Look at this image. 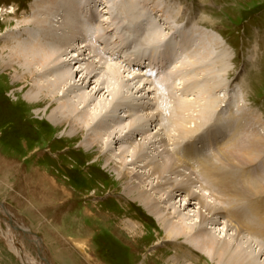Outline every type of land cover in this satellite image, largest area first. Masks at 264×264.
Wrapping results in <instances>:
<instances>
[{"label":"rangeland","instance_id":"1","mask_svg":"<svg viewBox=\"0 0 264 264\" xmlns=\"http://www.w3.org/2000/svg\"><path fill=\"white\" fill-rule=\"evenodd\" d=\"M82 1L95 13L91 15L90 10L86 9L81 16L83 23L77 19L78 25L70 36L86 35L87 40L83 42L90 48L81 51L86 59L79 61L78 65L85 67L93 63L97 65L98 73L94 80L90 82L88 79L82 85L79 82L80 74L77 75L78 87L73 90H67L69 86L59 89L56 97H53L57 102L53 103L51 98L47 102L31 101L25 95H35L37 90L33 85L45 83V79L53 78L56 72L34 77L25 75V69L19 61H12L10 49L18 46L19 41L13 37L21 33H56L59 37L63 31L58 28L44 31L33 22L34 0H0V157L17 165L18 169L15 174H9L8 165L0 164V264H25L8 243H11L8 241L9 234L15 225L19 230L14 228V240L21 250L16 251L34 259L35 264H175L171 257L176 252L192 255L197 264H214L206 254L185 243L184 238L166 241L167 225H161L158 216L150 215L128 195H136V191L129 192V179L119 176L118 170L123 168V171L128 169L131 172L136 166H121L113 160L124 144L116 143L120 140L114 138L115 134L105 135L99 145H95L97 147L88 149L85 145L86 131H79L73 136L68 124L58 126L46 117L47 108L49 114L67 99L83 92L92 93L97 79L105 80L102 86L106 89H101L99 93H105L106 108L100 118H106L108 129L113 127L114 130L117 124L122 123L130 125L132 115L139 114L148 120L145 113H150V120L141 127L146 130L152 127L147 133L151 136L157 130L164 135L169 132V127L171 132L178 134L179 131L174 129L180 123L179 117H183L187 126L193 127H197L201 120H206L200 130L199 127L193 130L198 129L205 139L197 138L199 134L191 131L187 139L179 144L176 142L180 149H191H179L175 154L181 153L179 157L189 159L187 152H191L197 165L213 156L216 165H220L218 174L224 175L232 168L234 175L239 176L241 181L247 180V171L251 176L248 183L252 179L254 183L248 196L243 199L245 203L239 206L240 210L228 213L225 202L217 200L218 209L224 215L238 218L244 228L242 231L247 230L244 234L249 238L246 240L252 243L256 252L260 248L264 252V192H256L258 185L264 188V180L262 182L259 177V172L264 170V156L250 161L243 153L244 147L255 142L254 129L264 133V0H106L109 2L105 4L109 11L105 13V10L101 14L99 9L102 5L96 2L99 0ZM129 14L135 20H128ZM102 19H106L107 23H103ZM48 20L52 21L50 16ZM63 22L67 23L66 19L60 20L59 24ZM69 23L73 24L71 18ZM151 28L152 34L148 32ZM11 39L13 42L8 43ZM165 49H169V52L172 50V58H167L169 52H165ZM194 49L201 53L211 50L212 55L208 57L218 63L215 62L213 68L210 65L197 70L191 65ZM31 50L34 54L40 53L37 48L31 47ZM53 51L54 48L50 49V53ZM68 52L70 55L78 53L71 47ZM131 58L134 63L128 64ZM162 58H165L167 65L153 75L154 67ZM74 65L75 68L71 65L62 67L75 74L69 81H74L78 74L75 71L78 65ZM109 65L116 66L123 78L114 77L108 70ZM35 68L40 69L38 64ZM113 88L121 91L115 99L110 95ZM197 88L200 89L199 93L196 92ZM155 95L156 99H153ZM198 99L199 103L194 101ZM90 101L93 102L92 99ZM99 101L98 96L95 103ZM122 103L126 104L127 109L123 120L113 116L123 112L124 108L120 110L119 106ZM93 106L89 104L85 109L90 111ZM108 106H111V110H107ZM153 112L156 117H153ZM157 119L159 124L155 122ZM98 130L102 129L88 133ZM123 133L130 135L127 128L123 129ZM144 136H136L134 144L144 141ZM194 140L199 146L192 143ZM174 143L168 144L169 150H164L162 142L154 143L151 147L163 159L172 155ZM223 149L227 151L223 152ZM236 149L239 151L231 152ZM229 154L233 161L241 162L238 167L233 168V164L227 168L222 166V161ZM196 163L191 164L195 166ZM142 172L146 178L147 175ZM192 176L195 177V174ZM177 177L180 176L171 173L164 179L166 187L162 188L158 197L154 190L148 191L152 187L150 183H156L155 177L140 184L157 199H161L159 196L164 194V202H161L167 206L161 211L164 216L173 211V203L177 207L182 204V210L186 207L183 194L171 201L166 198V191L171 189L169 187ZM212 177L213 180L217 179ZM232 179L235 182H232L233 185L239 184L237 178ZM194 184L193 190H198L203 195L201 200H205L208 191L201 193L202 188L195 187L198 186L195 181ZM243 184L245 182L238 187L243 188ZM46 188L50 189L49 193ZM45 194L53 196L50 203L45 200ZM201 200L198 199V202ZM195 210L189 207L184 214H195L194 220L199 224L201 219H195ZM6 212L11 213L9 216L14 218L15 225L11 226ZM171 215L175 221L178 220L175 214ZM209 226L218 232L223 228V225H217V229L211 224ZM27 228L43 245L28 234ZM135 228L140 236H133ZM75 237L77 240L74 241ZM41 255L47 259V263Z\"/></svg>","mask_w":264,"mask_h":264},{"label":"bare ground","instance_id":"2","mask_svg":"<svg viewBox=\"0 0 264 264\" xmlns=\"http://www.w3.org/2000/svg\"><path fill=\"white\" fill-rule=\"evenodd\" d=\"M96 2L102 5V8L99 9L100 14L105 10H106L105 13L109 11L105 5V4H108L109 2H107L106 0L105 1L99 0ZM34 6H35L34 7L35 10L32 16L33 22H35V24L39 26L40 29L42 28L44 31H46V30H52V29L56 30L58 28V30L63 31L61 32L63 34L58 37L56 36V33H40V32L39 33H31V32L21 33V35L13 37V39L19 42L16 48L10 49L11 50L10 55H11L12 61H16V60L19 61L20 66L25 69V75L30 74L31 76L34 77L35 75L43 76L47 73L52 74V72L53 73L56 72L55 73L56 75L53 74V78H50V79L46 78L45 83L43 84L35 83L33 85L34 89L37 90V93L35 95H29V94L25 95V98L27 100H31V101L40 100V102L42 101L47 102L48 98H51L53 103H55L57 102V100L55 99L56 101H54L53 97H56V92L59 89L63 88L64 86H69L68 88H66L67 90L70 88H71L70 90H73L74 88L78 87L77 85L79 84H78L77 75L80 74L79 82H81V85H82L83 83H87L88 79L91 82V80L98 73L97 65L93 63L88 64L85 67L79 66L80 65L79 61L86 59L85 54L82 53L81 51L84 48H87V49L90 48L88 44H84L83 42L84 40H87L86 35L79 34L75 36H70L71 35L70 33L73 34V28L78 25L77 19H79L81 23H83L81 16L85 12L86 9L90 10L91 15H94L95 12L92 8L88 6V4L87 5L84 4L82 0H34ZM50 12H52L53 14H51ZM86 13L88 12L86 11ZM49 16L51 17L52 21L48 20ZM70 18H71V21H73L72 25H70L69 23ZM127 18L128 20H131V19L135 20V17L131 16V14H129ZM63 19H66L67 23L63 22V24L60 25L59 22L60 20H63ZM136 19H138V17ZM105 21L107 20L106 19L103 20V23H107ZM139 24H140V21H138L137 25ZM154 27L152 28L157 30V28H154ZM152 28L148 29V32H150V34H152L151 33L153 30ZM24 35H26L25 36L26 38H23ZM12 42H13L12 39L8 41V43H12ZM31 47L37 48L38 50H40V53H36V54L32 53ZM70 47L78 53L70 55V53L68 52ZM52 48H54V51L50 53V49ZM168 50L165 49V52H167ZM87 51L85 53H87ZM210 51L211 50H208V53H201L200 50L194 49V52L192 50L193 61L191 62L192 64L191 63L190 64L193 65L194 67H197V70H199L200 68L204 66H210V65L213 68V66L215 65L214 63L217 61L213 62L212 61L213 59L210 60V57H208L209 55L210 56L212 55V52L210 53ZM172 53L173 52L171 50V52H169V54L167 55L168 57L165 55H162L161 57L172 58L171 55H174ZM86 55L88 56V54ZM165 58H162L158 62V64L154 67L153 75L158 74L162 67L165 68V66L167 65V62H165L166 61ZM216 60H220V59H216ZM96 63H98V61ZM127 63L128 64L134 63L133 58H131L130 62H127ZM37 64L40 67L39 70L42 72H40L38 69L35 68V65ZM74 64L75 65L79 64L78 67H76L77 69H75V71L78 74H76V78L74 81H69L70 79H72V76L75 74H73V72L69 69H62V67L63 66L68 67L69 65L73 67ZM108 68H109L108 70L111 71V74L114 77L123 78L120 70L116 68V66L109 65ZM104 81H105L104 79L102 80L97 79L95 87H94L95 90L94 91L92 90V93L83 94L84 93L83 92L78 96L76 95L73 98L67 99V101H65L64 103L61 102V104L55 109H53L54 111L52 110L51 112H49V114L47 112L49 108L47 109L45 108L46 117L53 124L58 125V126H64L65 124H68L73 136H75L79 131H83V132L86 131L85 134L87 137L85 139L86 141L85 145L87 146L88 149L92 146L97 147L95 145H99V143L103 140L105 135H111V134L112 135L115 134L116 136L114 138L118 137L117 139L120 140V141H116V143H120V144L121 142H123L124 144L130 143L128 146L122 144L121 149L118 148V150L120 149V151L116 154L115 156L116 158H114L113 160L120 163L121 166H124V165L126 167L128 165L136 166L131 172L128 171V169H125V171H123V168H121L120 170H118L119 176L127 177L129 179L127 181L129 192L133 190L136 191V195L132 196L131 193L128 195L131 198H133L135 201L139 202L148 211L150 215L158 216L160 219L159 222L161 223V225L163 226L167 225L165 227L166 237H167L166 241H179L178 240L179 238H184L185 243H187L188 245H191L195 249H198L202 253L206 254L209 257L210 261H212L214 264H264V252L261 251L262 248H260L258 252H256L252 243L246 240V238H249L248 236H245L244 234L245 232H247V230L242 231V229L244 228H242V225L239 224L240 220L238 218L228 216L227 214L224 215V212H221L218 209L219 205L217 204V200L221 201L222 203L224 201L226 204V208L228 209L227 210L228 213L233 212L235 210L236 211L240 210L239 206L242 205L241 203L243 204L245 203L243 202V199H245L248 196L249 191H250L249 189L252 188L253 179L252 181L248 183V181L251 179V176L247 174V171L245 172V175L247 176V180L245 179L246 181H241L239 180L240 178L238 179L239 176L237 177L234 175L235 172L234 170H231L232 168H229L226 174L224 175L223 173H220V172L218 174L217 169L220 165L218 164L216 165L215 159L213 158V156L203 161L200 165H197L196 163L197 160L195 159V157H193V155L191 156V152H187L189 153V156H190L189 159H184L182 158V156L179 157L178 154H181V153H177V155L175 154L176 151L178 152V150L180 149L178 148L179 145L177 146V143L179 144L185 138L187 139L186 136L191 131L193 133L195 132V134L198 133L201 127L206 123V120L205 121L201 120L200 122L197 123V127H199V130L197 129L196 130L197 132H196L193 130H195L194 128H197V127L187 126V124H185V120L183 119V117H179L178 119L180 120L179 121L180 123L174 129V131L176 132L179 131L178 134L175 135L173 131L171 132L172 129H170L169 127V129L167 130L169 132L165 133L164 135L162 132L159 134V131L157 130L155 134L151 136L150 133L149 134L147 133L153 129L152 127H150L148 130L141 127V125L146 126L150 120V116L148 115L150 113L148 114L145 113V115H147L148 117V120H145L139 114L136 116L132 115V119H131L132 123L130 125L125 126L123 125V123L121 125L115 123L117 124V126L116 128L114 127L115 128L114 130L112 129L113 127H111V129H108V126H107L108 124L105 122L106 118H100V114L103 112V109L106 108V104L104 101L105 93L103 92L99 93L101 89L102 91L106 89L105 87L102 86L104 84ZM151 89L152 91L153 89L155 90V88H151ZM200 89L197 88L196 92H198ZM148 90L150 91V88H148ZM120 92L121 91H119V89L113 88L112 93H110V95H112L113 99H115V97H118ZM65 95H63V97ZM98 96H99L100 101L99 103H95L96 97ZM91 99L94 103L90 101ZM153 99H156V95L153 97ZM194 101L199 103V99L194 100ZM89 104L94 105L90 109V111L89 109L88 110L85 109V107H87ZM79 105H82L81 108H79ZM119 106H121L120 110L124 108L123 112H120L121 114L119 115L114 114L113 116L115 118V116L118 115L119 119L123 120V117L127 111V109L125 108L126 104L122 103ZM110 108L111 106H108L107 110H109ZM116 111H117V108L115 112ZM153 117H156L154 112H153ZM172 118L173 116L170 117L171 120ZM157 121L159 120L157 119L155 122L157 123ZM259 122L261 123V126H263L260 119H259ZM124 128L129 129V132H130L129 136L124 135L123 133ZM97 129H102V130L101 131L98 130L91 134L88 133L92 130H97ZM139 129H140V132L138 131ZM263 130H264V127H263ZM106 131L110 133L106 134ZM198 134L199 135H196L197 138H204L200 133ZM139 135L141 136L146 135L142 137L144 141L142 142L140 141L134 144V142L137 140L136 136H139ZM253 137H254L255 142H251V144H248L246 147H244L245 151L243 152L246 155V158L250 161H253V159L255 158H262L264 156V133H262L261 131H257V129H254ZM146 140L148 141L145 142ZM157 142H162L161 146L165 145L164 150L166 149L169 150L168 144H173L175 142L174 148H172V151H171L172 155L169 154L170 157L167 156L168 158L162 159L161 154H156L155 152H157V150L152 149L151 145ZM192 143H196L197 146H199V143H197L195 140L192 141ZM104 144L106 145V147H109L108 144L106 143ZM192 146L194 147V145ZM241 147L243 148V146ZM221 148L222 147H220V149ZM190 149L191 147L190 148L183 147V149H180V150L189 151ZM220 149H218V151ZM226 151L227 149H223V152H226ZM238 151L239 149H236L231 152H238ZM174 155H176L177 157H175ZM128 157H130V159ZM190 162L194 164L196 163V165L194 166V164L192 165ZM240 163L241 162L233 161L231 154H229L225 158V161L224 162L222 161V166H225V168H227V167H231V165L233 164L232 167L234 168V167H238L237 165L238 164L240 165ZM0 164H5V166L8 165L7 167L9 170V174H15L16 171L18 170L17 165L13 163H9L8 160L3 159L1 157H0ZM138 168L141 169V171L138 170ZM142 171H144L145 174L147 175L146 178L143 176ZM198 171H200V173ZM171 173H174L175 175H179L180 177L175 178L176 180L173 181V185L169 187L171 189L166 191V194H167L166 198L171 201L177 198L178 196L181 197L183 194L184 195L183 199H184V203L186 204V207L182 210L180 208L182 204L180 205V207H177L176 204L173 203L172 204L173 211L167 213V215L164 216L162 215V212H161L162 208L167 209V206L165 207L163 206V204H161V202L162 203L164 202V199H163L164 194L163 195L161 194L159 196V198L161 199H157L153 197V193L152 194L148 193V191L151 192L152 190H154V194H156L155 196L158 197L157 196L158 193L160 191H163L162 189L163 187H166L164 185L165 184L164 179H167L169 175H171ZM192 174H195V177L192 176ZM132 175L134 176L131 177ZM240 175L242 176L244 174L240 173ZM212 176L217 177V179L213 180ZM135 177L137 178V180L135 179ZM153 177H155L156 183L151 182L150 184L152 185V187L148 191L147 189H145L144 187L140 185V184L148 182V179L153 178ZM234 177L237 178V181L239 182V184H241L242 182H245V184H243L244 186H242L243 188H239L238 187L239 184L233 185L232 182L234 181L232 178ZM259 177L261 181L263 182L264 170H261V172H259ZM193 180L195 181V183H198V186H195V187L202 188L201 193L203 192L206 193V191H208L206 193L207 196L205 200H201L200 197L203 195H200V192H198V190L196 191L193 190L192 188L193 186L192 184H194ZM194 185H197V184H194ZM219 187L223 189H220ZM225 189H228L229 192L226 191ZM263 189L264 188L261 185H258L256 192L258 194H262L264 192ZM46 190L49 193L50 189L46 188ZM175 193H179V194L175 195ZM44 198L45 200H48V202L50 203L51 202L50 198H53V196H50L49 194H45ZM208 198H211L215 201L211 203V201L213 200L210 201ZM198 199L201 201L198 202ZM195 200L197 201L194 202ZM189 207L196 209L195 219H198V218L201 219L199 220V224H197V220H194L195 214H187V213L184 214V212L188 210ZM4 211H7V210H4ZM5 214L9 216L11 213L8 214L6 212ZM171 214L173 215L175 214L174 217L175 219L178 218V220L175 221ZM9 217H11L14 220L12 216H9ZM224 219H226V221ZM132 222L135 225H137V223H135L133 220ZM262 223H264V220L262 221ZM209 224L215 226L216 229H217V225L218 226L223 225V228L222 230L218 232L217 230H213L212 229L213 227L209 226ZM11 226H9V229H11L10 228ZM14 228L15 227L11 229V233L9 234L8 241H11V243L10 242L8 243H9L10 248L15 252V254L19 257L21 261L24 260L25 264H35L34 259L29 258L26 254L22 252L19 254V252L16 251V249L18 251H21V250H19L20 249L19 245H17L16 241L14 240L15 239V234H13ZM133 232L135 233L133 235L134 237L140 236L138 235L139 233L136 232V228L133 229ZM230 232L232 234H230ZM28 234L31 235L33 239L40 242L41 245H43L42 241L36 238L35 235H33L31 231L28 230ZM84 236L86 237V234H84ZM75 240H77L76 237L74 238V241ZM171 259L174 261L175 264H197L196 262L197 260L193 259L192 255H185L183 253L180 254L179 252H176V254H174L171 257ZM36 264H38V262Z\"/></svg>","mask_w":264,"mask_h":264},{"label":"water","instance_id":"3","mask_svg":"<svg viewBox=\"0 0 264 264\" xmlns=\"http://www.w3.org/2000/svg\"><path fill=\"white\" fill-rule=\"evenodd\" d=\"M1 204H2V205H5V204L2 203V202H1ZM9 222H10L11 224L15 225L14 220H13L11 217H9ZM14 227H15V229H18V230H19V227H18V226L15 225ZM24 232H27V231H24ZM41 257H42V260L45 261V262L47 263V259H46L43 255H41ZM47 264H48V263H47Z\"/></svg>","mask_w":264,"mask_h":264}]
</instances>
